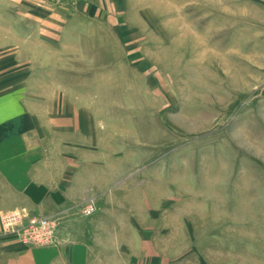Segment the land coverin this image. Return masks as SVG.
<instances>
[{"label": "rangeland", "instance_id": "374dc122", "mask_svg": "<svg viewBox=\"0 0 264 264\" xmlns=\"http://www.w3.org/2000/svg\"><path fill=\"white\" fill-rule=\"evenodd\" d=\"M95 7L28 84L72 120L91 264H264V0Z\"/></svg>", "mask_w": 264, "mask_h": 264}, {"label": "crops", "instance_id": "0c3cea01", "mask_svg": "<svg viewBox=\"0 0 264 264\" xmlns=\"http://www.w3.org/2000/svg\"><path fill=\"white\" fill-rule=\"evenodd\" d=\"M102 1L0 0V210L55 214L64 227L54 244L33 246L0 225V264H91L89 239L73 218L78 212L72 206L85 189L76 180L79 142H67L65 135L72 120L60 104L43 107L46 96L28 84L41 76L33 71L34 36L53 45L61 36L83 34L78 28L89 26L84 20L98 14L95 3ZM40 66L49 72L57 63Z\"/></svg>", "mask_w": 264, "mask_h": 264}, {"label": "built area", "instance_id": "2783aa9c", "mask_svg": "<svg viewBox=\"0 0 264 264\" xmlns=\"http://www.w3.org/2000/svg\"><path fill=\"white\" fill-rule=\"evenodd\" d=\"M92 207L85 208L87 214ZM0 223L6 231L12 232L24 244L43 246L56 242V221L36 215H28L24 208L0 211Z\"/></svg>", "mask_w": 264, "mask_h": 264}]
</instances>
